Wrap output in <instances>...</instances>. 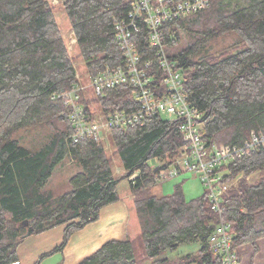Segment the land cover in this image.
Here are the masks:
<instances>
[{
    "label": "trees",
    "instance_id": "trees-1",
    "mask_svg": "<svg viewBox=\"0 0 264 264\" xmlns=\"http://www.w3.org/2000/svg\"><path fill=\"white\" fill-rule=\"evenodd\" d=\"M131 6L130 0H0V264L20 260L16 250L27 231L24 221L34 233L66 225L63 243L48 255L62 251L71 235L99 220L101 208L120 200L119 181L126 178L134 194L138 232L105 242L79 264H138L137 242L143 243L151 264H223L208 243L221 217L206 192L188 200L180 182L170 195L153 192L157 169L149 168L147 161L178 154L184 140L180 119L160 115L146 118L144 124L115 128L109 134L110 152L90 136L74 142L71 109L53 98L79 82L56 10L66 13L76 55L91 79L122 62L114 26L116 19H129ZM169 25L165 51L184 73L183 89L202 115L206 140L242 145L251 131L264 134V0H210L200 12ZM233 32L238 41L221 50L208 49ZM146 34L143 28L135 37L139 52L150 57ZM103 92L82 94L88 110L93 104L102 114L139 108L131 85ZM41 123L48 125L52 137L40 149L31 150L14 138ZM65 157L82 170L71 177L69 191L55 195L46 184ZM228 167L229 179L241 173L244 177L225 197L223 217L232 225L233 248L241 264L252 263L264 249V148ZM248 176H255L254 181ZM189 242L200 243L196 252L158 258Z\"/></svg>",
    "mask_w": 264,
    "mask_h": 264
},
{
    "label": "built area",
    "instance_id": "built-area-1",
    "mask_svg": "<svg viewBox=\"0 0 264 264\" xmlns=\"http://www.w3.org/2000/svg\"><path fill=\"white\" fill-rule=\"evenodd\" d=\"M52 1V0H51ZM58 3L59 0H54ZM129 19H116L115 28L121 45L123 60L118 65L107 66L91 76V85L98 96L103 91L120 85L134 87V97L139 104L136 110H114L102 114L95 105L87 109L82 101L87 86L78 83L53 94L54 99H62L70 107V119L75 127L74 142L85 137H93L103 142L109 139L111 130L144 124L145 119L153 116H167L181 120L183 144L174 158L154 157L147 161L151 169H157L156 185L164 180L191 172L206 187L209 204L221 221L209 236L213 252L222 257L223 264H241L233 248L232 225L224 219L225 208L222 204L229 191L237 185L244 174H239L230 182L228 164L264 148V134L251 131L249 139L242 145L212 143L203 135L200 122L202 115L189 102L184 88V73L178 61L170 59L165 51L166 33L171 23L186 19L200 12L210 4V0H130ZM146 29V39L153 52L145 57L139 52L135 33ZM174 33V32H173ZM76 38L71 41L75 43ZM157 62V65L155 64ZM139 172L130 179H135ZM250 178V176H248ZM9 264H20L18 262Z\"/></svg>",
    "mask_w": 264,
    "mask_h": 264
},
{
    "label": "rangeland",
    "instance_id": "rangeland-1",
    "mask_svg": "<svg viewBox=\"0 0 264 264\" xmlns=\"http://www.w3.org/2000/svg\"><path fill=\"white\" fill-rule=\"evenodd\" d=\"M55 2L54 0H52ZM56 17H58V20L61 24V29L63 32V36L65 38V42H67L69 51L71 55H74V61L77 68V74L79 75L81 83L85 84L87 86V96H94L96 95V91L94 87L91 85V80L88 77L86 64L84 60L79 57L77 54L76 49V42L72 43L71 41L74 39L75 35L73 30L71 29V26H69V21L66 13L62 11L61 9L56 10ZM239 36L237 33L233 32L230 34V36L223 37L222 39H219L217 42H215L212 45L208 46V49H214V50H221L223 47H225L228 44L235 43L238 41ZM51 130L48 127L46 123L38 124L34 127L27 128L24 130H21L14 134V138L17 139L22 146H28L32 148H38L39 146L43 145L49 138V136L52 134L50 133ZM109 139H106L103 141V144H105L106 148L112 152L113 147L109 144ZM219 144H225V143H219ZM115 161V169L116 172H121V165L119 163V160L114 156ZM79 170H82V166L71 160L70 157H65V159L58 165L55 171H53V177L48 181V184H46L47 189L50 190L55 195H61L71 189L70 179L72 176L77 174ZM255 176H250L248 180L250 182L254 181ZM235 180V178H231L230 182ZM118 185V191L119 195H121V200L128 206V235L126 238L134 237L136 235V232H138V226H137V220L136 215L134 212L133 206V198L131 197V189H130V182H128L127 178L119 181ZM182 183L183 186V192L185 194V197L188 200H192L194 198L200 197L204 194L206 191V187L202 183L200 179H198L197 176H195L191 172L183 173L177 177H173L167 180L162 181L161 183L157 184L153 188V192L158 195H170L174 189L175 186L178 183ZM26 224V222H25ZM26 227V226H23ZM65 227L66 225L61 224L58 226H55L51 229H48L44 232L40 233H33L27 237H24L22 241L18 244V255L20 260L16 261L20 264H35L34 262L38 264H57L59 261L62 260V254L58 252V254H50L48 255V252H50L53 248L61 245L64 241L65 236ZM27 228V227H26ZM28 231V229H27ZM26 231V233H27ZM25 233V234H26ZM24 234V235H25ZM23 237V236H22ZM136 246V253H137V259L138 264H151V259L147 258L145 248L143 246L142 242H137ZM200 246L199 242H189V243H182L176 250H167L161 254L158 258H170V259H178L184 254H187L189 252H196ZM243 264H264V249L260 251V253L255 256L252 263L249 261H246Z\"/></svg>",
    "mask_w": 264,
    "mask_h": 264
},
{
    "label": "crops",
    "instance_id": "crops-1",
    "mask_svg": "<svg viewBox=\"0 0 264 264\" xmlns=\"http://www.w3.org/2000/svg\"><path fill=\"white\" fill-rule=\"evenodd\" d=\"M52 134L48 140L38 148L27 147L31 150H38L51 140ZM72 160V159H71ZM73 161V160H72ZM58 166H56L57 168ZM54 169V171L56 170ZM54 173V172H53ZM53 177H50V179ZM49 179V180H50ZM131 197L134 194L131 191ZM99 220L88 224L83 229L71 235L66 247L59 253L62 254V260L57 264H79L81 260L92 255L105 242L111 239H124L128 235V206L119 200L101 208ZM129 213V212H128ZM58 254V252L54 253Z\"/></svg>",
    "mask_w": 264,
    "mask_h": 264
},
{
    "label": "water",
    "instance_id": "water-1",
    "mask_svg": "<svg viewBox=\"0 0 264 264\" xmlns=\"http://www.w3.org/2000/svg\"><path fill=\"white\" fill-rule=\"evenodd\" d=\"M25 222H26V224H25ZM22 225L26 226L27 229H28L27 233L25 235H23V237H21L22 239H24V237H27V236H29V235L34 233V231H35L34 227L28 225L27 221H24V223Z\"/></svg>",
    "mask_w": 264,
    "mask_h": 264
},
{
    "label": "bare ground",
    "instance_id": "bare-ground-1",
    "mask_svg": "<svg viewBox=\"0 0 264 264\" xmlns=\"http://www.w3.org/2000/svg\"><path fill=\"white\" fill-rule=\"evenodd\" d=\"M260 134V133H259ZM262 134V133H261Z\"/></svg>",
    "mask_w": 264,
    "mask_h": 264
}]
</instances>
